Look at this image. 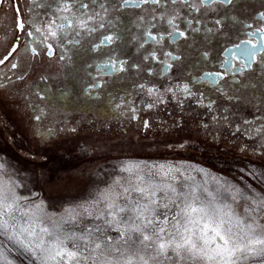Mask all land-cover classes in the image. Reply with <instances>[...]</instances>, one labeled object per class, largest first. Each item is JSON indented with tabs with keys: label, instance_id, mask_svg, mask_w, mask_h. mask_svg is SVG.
I'll return each instance as SVG.
<instances>
[{
	"label": "flooded vegetation",
	"instance_id": "af4514ba",
	"mask_svg": "<svg viewBox=\"0 0 264 264\" xmlns=\"http://www.w3.org/2000/svg\"><path fill=\"white\" fill-rule=\"evenodd\" d=\"M86 2L103 17L105 28L79 38L65 29L69 35L63 42L49 37L51 56L35 42L43 40L39 33L30 40L16 28L14 11L7 5L0 7V58L18 44L13 57L0 65L2 131L18 132L25 138L23 145L38 149L42 158L57 150L56 161L61 163L120 160L125 158V145L133 144L151 150L129 152L131 156L152 153L139 156L154 162L212 158L257 163L264 169V157L258 152L241 153L232 147L252 145L245 140L244 130L264 122V46L257 43L261 33L256 32L264 26L260 17L264 0H232L231 4L187 0L175 5L169 0L166 8L142 0L139 7L135 6L138 0L127 5L123 0ZM38 4L39 0H18L26 28L34 18H53ZM173 13L178 31L168 24ZM99 22L97 17L95 23ZM149 30L156 40L148 36ZM102 34L112 35L114 42L94 49ZM69 39L80 42L69 43ZM26 45L37 47L41 54L33 57ZM109 57L123 61L124 70L112 68ZM12 63L18 67L12 69ZM184 85L189 92L182 91ZM149 88L157 91L149 96ZM168 88L173 91H165ZM157 97L163 102L148 108ZM36 115L42 119L36 121ZM236 128L241 131L234 137ZM191 149L198 153L183 154Z\"/></svg>",
	"mask_w": 264,
	"mask_h": 264
},
{
	"label": "snow or ice",
	"instance_id": "6c2138e0",
	"mask_svg": "<svg viewBox=\"0 0 264 264\" xmlns=\"http://www.w3.org/2000/svg\"><path fill=\"white\" fill-rule=\"evenodd\" d=\"M123 2L127 5L129 0ZM212 2L231 4L232 0ZM142 3L166 8L169 0H142ZM177 3L187 0H171V4ZM5 5L14 11L20 32L26 33L30 40L36 33L43 37L35 42L46 47L45 54L49 56L53 55V44L47 42L49 37L63 42L69 35L65 29H71V34L79 38L105 28L103 17L86 0H39L44 14L51 12L53 18L44 21L34 18L27 21V28L18 0H0V7ZM135 6H140L139 0ZM97 17L101 21L98 25ZM260 17L264 20V12ZM176 19L175 13L168 19L173 31H178ZM256 32L261 33L257 43L264 46V26ZM179 35L185 33L179 31ZM148 36L157 39L150 30ZM114 39L102 34L93 47L99 50ZM17 48L18 44L13 45L0 58V65L9 61ZM26 49L33 57L41 54L35 46L26 45ZM60 59H64L63 55ZM109 63L114 69L124 70L123 61L109 57ZM17 67V63L11 64L12 69ZM139 87L144 89L143 84ZM156 91L147 89L149 96ZM182 91L189 92L188 85ZM158 102H163L161 97L147 107L152 108ZM34 119L40 121L42 116L36 115ZM144 127H148L147 121ZM240 131L236 128L232 135L235 137ZM243 136L253 144L235 143L233 149L241 153L258 152L264 157V122L245 129ZM114 171L112 180L87 199L62 206L59 212H50L38 193L22 194L23 183L11 174L8 162L0 156V264H264V189L258 190L251 183L241 187L211 175L203 167L183 162H126ZM240 172L264 185V171L253 166Z\"/></svg>",
	"mask_w": 264,
	"mask_h": 264
},
{
	"label": "rangeland",
	"instance_id": "374dc122",
	"mask_svg": "<svg viewBox=\"0 0 264 264\" xmlns=\"http://www.w3.org/2000/svg\"><path fill=\"white\" fill-rule=\"evenodd\" d=\"M0 118L3 119L5 117H1L0 115ZM24 140L25 138L23 139L18 132L12 135L11 132L2 131L0 127V156H3L8 162L11 174L23 183L24 188L20 190L22 194L28 195L30 192L38 193V198L45 202L50 212H59L62 206H66L69 203L81 202L87 199L90 193L95 192L96 189L104 188L106 183L110 182L116 174L114 171L115 167L126 163V161H137L136 163L143 161L150 163L183 162L203 167L211 175L226 178L231 182L240 184L241 187L245 183H251L258 190L264 189V185H261L251 176L240 172V169L247 171L253 166L260 171H264L262 165L257 163L224 162L212 158H209L210 161H204L207 158H204L202 161L199 160L201 158L188 157H176L170 161L154 162L146 160L148 156H139L153 155L152 153H139L135 154L137 156H131L129 152H146L147 150H151V148L145 145L133 144L125 145V158L120 160L115 158L107 159L109 157H106L101 161L90 162L87 159H76L73 161L72 159L73 162L67 160L61 163L56 161V157L59 155L57 150L53 149L56 153L54 152L50 156L42 158L41 154L38 155V149L35 150L32 147L24 146ZM173 150V148H164L165 152ZM197 153V150L191 149L188 153L183 154L193 156ZM195 156L199 157V155ZM241 176L244 177L243 180L240 179Z\"/></svg>",
	"mask_w": 264,
	"mask_h": 264
},
{
	"label": "bare ground",
	"instance_id": "6f19581e",
	"mask_svg": "<svg viewBox=\"0 0 264 264\" xmlns=\"http://www.w3.org/2000/svg\"><path fill=\"white\" fill-rule=\"evenodd\" d=\"M126 162H132V163H136L137 161H126ZM144 162V161H143ZM156 162H158V161H156ZM172 162V161H171Z\"/></svg>",
	"mask_w": 264,
	"mask_h": 264
}]
</instances>
